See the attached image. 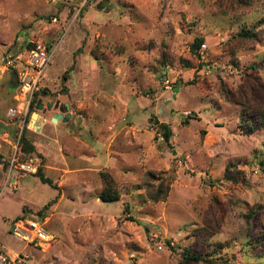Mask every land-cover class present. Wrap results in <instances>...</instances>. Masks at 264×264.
Instances as JSON below:
<instances>
[{
  "label": "rangeland",
  "instance_id": "1",
  "mask_svg": "<svg viewBox=\"0 0 264 264\" xmlns=\"http://www.w3.org/2000/svg\"><path fill=\"white\" fill-rule=\"evenodd\" d=\"M39 42L55 48L38 89L48 93L33 100L43 103L40 129L30 124L35 108L25 126L32 159L57 189L13 172L17 188L0 198L7 254L34 264H181L196 246L212 264H264V127L245 129L236 103L249 114L264 106V0H0V59ZM16 91L15 77L1 74L2 157L22 126L7 115ZM56 111L70 116L52 123ZM4 170L0 159V178ZM101 172L117 201L99 198ZM22 216L52 239L24 246L11 233Z\"/></svg>",
  "mask_w": 264,
  "mask_h": 264
},
{
  "label": "built area",
  "instance_id": "2",
  "mask_svg": "<svg viewBox=\"0 0 264 264\" xmlns=\"http://www.w3.org/2000/svg\"><path fill=\"white\" fill-rule=\"evenodd\" d=\"M55 48L46 46L42 43L34 44L23 51L14 52L2 58L0 63V75L6 72H13L17 81L16 95H21L14 107L8 108L7 115L16 117L21 121L20 131L11 144V154L9 157L3 156L1 163L5 165L3 176L0 178V198L7 190L17 188V183L13 177V172L21 171L24 173H35L37 163L32 157L27 156L21 151L19 137L26 116L28 115L30 102L34 92L38 91L39 84L43 78V73L48 66ZM168 82H166L167 84ZM168 88V86H165ZM19 104V105H18ZM12 235L27 244L42 246L49 242L52 235L45 230L44 223L37 219L26 216L15 218L11 223ZM50 236V237H49ZM0 264H34L28 260L27 254L21 256L15 253L10 256L7 254L0 242Z\"/></svg>",
  "mask_w": 264,
  "mask_h": 264
},
{
  "label": "trees",
  "instance_id": "3",
  "mask_svg": "<svg viewBox=\"0 0 264 264\" xmlns=\"http://www.w3.org/2000/svg\"><path fill=\"white\" fill-rule=\"evenodd\" d=\"M238 37L241 38H251L254 36V34L250 31V30H242L241 32H239L237 34ZM204 38L203 36H197L194 38V41L192 42V44L190 45L191 51L194 53H197V49L199 48V46L203 43ZM34 46V44H28L27 48H30ZM2 59V58H1ZM0 59V60H1ZM261 64H264V58L261 60ZM252 67H257V64H252ZM11 73L14 77V73L13 72H8ZM65 77V74H64ZM16 79V78H15ZM40 94H47V90L46 89H42L41 91L39 90L38 92H34L31 102H30V106H29V111H33V108H35V102L33 101L35 99H38V95ZM253 97V96H252ZM249 100V99H247ZM246 100V101H247ZM236 103H239L241 106V116H240V123L241 125L244 126L245 129L249 130V132L254 131L257 128H261L264 127V106L257 104L254 107V112L249 114L248 110V106L245 103H240L238 100L236 101ZM249 103V101H248ZM35 127V126H34ZM158 131H160V133L162 134L163 138L165 139L166 142L169 141V138L172 135V132L170 130V128L167 126V124L165 123H160L158 126ZM28 129L26 128L25 124L21 130V134L19 137V146L22 152H24L27 156L31 157L32 154H34L36 152V149L34 147V145L32 144L31 140L28 137ZM1 155H0V159H1ZM230 167L228 166L226 168V175L225 177L230 179V180H234V176L231 175H227V172H230ZM35 176H37L41 182L46 183L48 185H50L51 187H53L54 189H57V185L48 177H46L43 174V171L40 167L37 168V171L34 173ZM101 178L104 184V188L102 190V192L99 195V198L101 199V201L103 202H110V201H117L119 199V192L113 188L114 183L112 182V179L110 177L109 174L105 173V172H101ZM164 187V190H161V188ZM160 188H155V193L153 197H151L152 201H156L158 200V197L163 193H165L168 190V183L167 184H161L159 186ZM252 214V211H250L245 217L247 219L250 218ZM182 259H181V264H193L196 262H207L209 264H212L214 262L213 259H209L208 257L210 256V254H204L201 250L197 249L196 246H188L186 247L183 252L181 253Z\"/></svg>",
  "mask_w": 264,
  "mask_h": 264
},
{
  "label": "water",
  "instance_id": "4",
  "mask_svg": "<svg viewBox=\"0 0 264 264\" xmlns=\"http://www.w3.org/2000/svg\"><path fill=\"white\" fill-rule=\"evenodd\" d=\"M46 107L47 108H51L52 107V104L50 103H47L46 104ZM63 108H65V111H67L69 109V106L67 104H64ZM40 110H43V103L42 102H38L36 107H35V110L31 113L30 115V120L32 121L33 119H35V126L37 127V130H39V123H40V120H39V114H38V111ZM62 110V109H60ZM64 110V109H63ZM70 116V114L68 112L66 113H63L62 111H56L52 114L51 118H50V121L52 123H57L59 120L61 119H66Z\"/></svg>",
  "mask_w": 264,
  "mask_h": 264
},
{
  "label": "bare ground",
  "instance_id": "5",
  "mask_svg": "<svg viewBox=\"0 0 264 264\" xmlns=\"http://www.w3.org/2000/svg\"><path fill=\"white\" fill-rule=\"evenodd\" d=\"M39 118V117H38ZM30 124H31V126H35V121H33V122H30ZM50 237V236H49Z\"/></svg>",
  "mask_w": 264,
  "mask_h": 264
},
{
  "label": "crops",
  "instance_id": "6",
  "mask_svg": "<svg viewBox=\"0 0 264 264\" xmlns=\"http://www.w3.org/2000/svg\"><path fill=\"white\" fill-rule=\"evenodd\" d=\"M39 118H40V117H39ZM50 118H51V117H50ZM50 118H49V119H50ZM39 120H40V119H39ZM42 121H43V120H42ZM42 121L40 120V123H41ZM47 121H48V120H47ZM32 127H33V126H32ZM39 129H40V126H39ZM55 129H57V128L55 127Z\"/></svg>",
  "mask_w": 264,
  "mask_h": 264
}]
</instances>
